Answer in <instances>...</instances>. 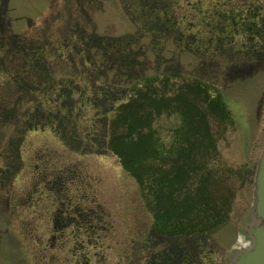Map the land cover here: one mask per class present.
<instances>
[{"label":"trees","instance_id":"obj_1","mask_svg":"<svg viewBox=\"0 0 264 264\" xmlns=\"http://www.w3.org/2000/svg\"><path fill=\"white\" fill-rule=\"evenodd\" d=\"M103 1H53L24 33L0 30V191L21 168L29 134L49 131L75 150L90 148L89 114H102L104 148L154 204L134 255L144 264H217L213 233L231 211L232 176H244L219 160L214 127L231 117L216 85L259 53L255 24L246 27L243 6L231 0L203 8L187 0L193 19L178 12L182 0H120L135 32L100 35L93 15ZM183 53L199 60L188 71ZM163 113L182 118L167 149L151 131ZM55 183L65 187L62 177Z\"/></svg>","mask_w":264,"mask_h":264},{"label":"rangeland","instance_id":"obj_2","mask_svg":"<svg viewBox=\"0 0 264 264\" xmlns=\"http://www.w3.org/2000/svg\"><path fill=\"white\" fill-rule=\"evenodd\" d=\"M53 1L62 7V0H0V30L9 21L12 33H24L29 22L37 25L45 18ZM204 1L191 0L198 8L205 6ZM187 2L181 1L178 12L193 19ZM93 21L100 35L135 32L119 0H104ZM180 61L186 71L199 62L189 53H183ZM249 69L248 65L233 70L217 84L231 117L228 125L214 127L219 131V160L241 171L245 180L237 176L240 174L232 176L235 195L231 211L213 233L219 249L217 264H227L233 250L247 245L246 237L234 249L243 239L244 226L251 222L253 181L264 147V72L245 78ZM89 118L95 122L90 148L84 145L75 150L49 131L27 136L20 152L21 168L15 177L4 179L0 191V209L5 210L0 213V264H144V255H134V248L137 243L141 247L152 224V196L139 190L117 158L104 148L107 130L102 114L90 113ZM181 123L179 115L156 116L151 131L157 146L169 148ZM60 177L65 187H55ZM67 196L93 216L94 223L88 229L77 223L62 226L73 214L68 209L70 201L64 202Z\"/></svg>","mask_w":264,"mask_h":264},{"label":"flooded vegetation","instance_id":"obj_3","mask_svg":"<svg viewBox=\"0 0 264 264\" xmlns=\"http://www.w3.org/2000/svg\"><path fill=\"white\" fill-rule=\"evenodd\" d=\"M231 1V5L239 4L243 6V15L246 27H248L249 23H254L255 28L253 25L252 27L250 26V28L251 30L253 29V31L255 29L254 33H258V37L252 40L251 45L255 48H258L259 53L250 58V69L247 71L245 76H251L257 72H264V0H241V3H237V0ZM68 201V199L66 201L64 200L66 204L69 203ZM68 209L73 214L69 215L66 222H63L62 226L64 228L69 227L71 224L77 223L81 225L80 228L85 224L88 229L89 222H91V225L94 223L93 216H89V210L84 208V206L77 207L76 203L70 200Z\"/></svg>","mask_w":264,"mask_h":264},{"label":"water","instance_id":"obj_4","mask_svg":"<svg viewBox=\"0 0 264 264\" xmlns=\"http://www.w3.org/2000/svg\"><path fill=\"white\" fill-rule=\"evenodd\" d=\"M250 219L244 232L252 246L235 253L227 264H264V148L254 181V204Z\"/></svg>","mask_w":264,"mask_h":264}]
</instances>
